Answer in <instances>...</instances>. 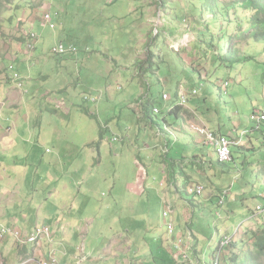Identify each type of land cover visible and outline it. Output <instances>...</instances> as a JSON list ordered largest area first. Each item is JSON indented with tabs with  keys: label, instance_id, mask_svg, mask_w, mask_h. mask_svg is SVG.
<instances>
[{
	"label": "rangeland",
	"instance_id": "obj_1",
	"mask_svg": "<svg viewBox=\"0 0 264 264\" xmlns=\"http://www.w3.org/2000/svg\"><path fill=\"white\" fill-rule=\"evenodd\" d=\"M70 2L71 5L64 12L57 11L59 9L56 7L53 10L59 14L55 21L58 27L60 25L57 31L61 33L62 41L77 44L78 52L74 57L67 58L65 69L62 71H59V67L63 66L57 64L53 70L46 69L48 76L45 78L38 77L37 70L33 72L38 89L42 92L55 90L51 95L53 105L45 108L44 118L62 122L46 143L55 149L56 142H53L55 136L69 131L70 142L78 144L83 154L85 156L88 154V157L90 144L88 146L83 144L85 142L96 144L93 149L97 164L94 166L91 161V165L94 167L93 170H97L101 175L106 173L108 177L92 188L93 213L98 210L102 216H112L106 208V204L111 203L110 174L113 170H120L121 180L117 189L124 193L130 184L134 195L131 198L129 193H124L123 199L128 201L129 196L133 200L132 206H135L132 207L131 204L128 207L114 206L111 212L121 211L123 220L119 225L130 231L128 235L132 237L133 243L138 242L140 245V253L130 254L129 261L154 264L157 259L149 262L151 258L145 256L143 249H149L151 237L160 235L165 230L159 224V220H163L161 217L163 204L158 201L155 190L145 189V193H142L145 182H150L151 187L159 185L164 175L159 170L165 165L169 179L163 180L166 185L160 186L161 188L167 189L169 183L172 189H175L179 182L178 189L183 200L186 199L189 203L204 201V196L191 195L188 191L191 182L187 179L177 180L175 184L181 170L185 169L191 173L192 161H195L193 159L196 155L206 162L209 158L207 155L214 152L211 146L204 143L205 137L191 127V121L201 125V120H196L197 115H200L214 132H219V129L226 132L231 128L249 132L253 127L248 120L250 113L264 110V79L261 77L264 72V57L260 56L263 45L249 38L236 37L235 32L238 28L233 29L231 20L241 22L245 17L244 10L237 4L231 5L229 21L220 17L226 33H231L226 39L225 48L229 47L231 52L251 56L252 59L251 62L230 69L225 68V65H213L207 44L203 45L202 51L195 46L201 47L202 42L198 41L200 37L214 46H218L219 43L216 38L212 40L211 35L198 32L203 30L202 21L212 20L207 11L208 17L205 14L198 20L194 17V10L201 5L202 0H70ZM262 2L264 3V0ZM48 3H51V0H0V79L5 80L6 76L2 73H7L11 63L15 66L20 65V71L23 73V63L19 58L23 52V41L28 40L26 21L23 19L25 10L36 11V14L42 12L43 16L45 12L51 11L44 7ZM67 3L68 1H65L66 6ZM145 22H148L146 42L142 40L139 29ZM41 23V26L49 28L43 19ZM221 34L222 32L217 36ZM149 49L154 54L153 59H148ZM222 52H225V49ZM201 53L202 57L199 58ZM43 56L51 62L55 60L47 51H44ZM225 81L229 82L226 89L223 85ZM21 83L23 88L24 80H21ZM182 86L201 90L198 95L190 97L189 107H182L177 111L178 119L182 120L174 121V114L166 112L167 108L178 101V88L181 89ZM110 88L112 89L105 93L102 101L93 102L95 95L101 94L99 89L108 91ZM164 92L170 95V101L163 100ZM86 96L91 97L86 99ZM156 105L162 109V113L153 115L160 126L152 123L148 116L149 113L152 115V109ZM163 117H166V122ZM167 127L169 130H177L174 131L177 140L170 149L168 160L164 159L163 154L157 153H162V149L157 146L150 149L156 152L154 158L135 156L138 152L135 145L144 144L141 138L147 132L151 133L147 140L151 146L164 144V135H167L170 141L174 139H171L172 133L165 129ZM101 128L104 130L103 133ZM255 133L260 137L258 143L263 142L264 146L262 135L257 131ZM115 136L122 139L115 141L113 140ZM114 148L122 149V154L118 149L119 158L116 153L110 156V149L113 151ZM230 151L233 161L218 165L216 155L210 161H213V170L225 172L221 174L226 177L223 180L220 178L221 185L231 188L234 192L237 186L244 188L245 194L236 192L234 196H238L237 203L243 204L246 214H250L256 211L258 205L264 207V184L256 171V165L264 162V147H259L255 154L241 153L234 147H231ZM61 152L66 155L64 149ZM74 157L76 160L77 156ZM125 157L127 159L123 160ZM78 158L79 160L83 158L82 153ZM118 162L121 166L116 169ZM198 164L196 163V169L202 171L206 163ZM154 177H157V181ZM223 209L218 206L216 198L205 208V213H196L197 217L203 218L204 232L207 236L204 264H215L211 260L207 243L213 236L218 237L217 230H224L226 220L220 218L221 216L217 217V212ZM103 225L96 222L91 235L87 238V248L93 247L95 253L108 241L101 238V233L105 231L100 229ZM98 227L100 228L97 229ZM151 228L154 231L149 233ZM104 234L107 235L106 231ZM121 244L123 254L126 255L129 245L125 244V241ZM18 247L21 249L20 245ZM196 255L193 254L191 257L196 258Z\"/></svg>",
	"mask_w": 264,
	"mask_h": 264
},
{
	"label": "crops",
	"instance_id": "obj_2",
	"mask_svg": "<svg viewBox=\"0 0 264 264\" xmlns=\"http://www.w3.org/2000/svg\"><path fill=\"white\" fill-rule=\"evenodd\" d=\"M65 1H68L67 6ZM70 5V0H51V3H48V5L45 4L44 7H48L51 12H55L54 14H57L56 19L59 14L53 8L56 7L59 9L57 11L64 12ZM135 10L136 8L133 12ZM35 12H30L26 9L25 17H23L26 21V33H29L33 29L40 36L36 49L31 52L26 49V41H23V52H21L19 58V61L23 63V73L20 71V65L17 66L22 80H24L23 88H18L12 81H7L11 79L9 69L7 73H2L6 76L4 77L5 80L0 79V225L19 227L25 233L31 232L37 226L48 225L52 229V239L42 241L39 245H22L20 249L18 244L15 245L13 238L7 237L0 243V260H3L4 263L6 262L5 264H36V262H24L27 259L49 257L52 253L62 264H125V260L126 264H140V262L137 263V260L129 261L130 259L128 258L132 253H140V245H138V242L136 244L133 243L132 237L128 235L130 231L126 230L123 225H119L123 220L121 211L111 212L114 206L128 207L130 204L132 206L133 200L131 198L134 194L132 188L129 187L130 184L127 190H124V193L131 195V198L127 196L128 201H124V193L117 189L121 180L120 170H113L112 174H110V177L112 176L110 185L111 203H107L106 208L112 216H102L98 210H95L93 213V209H91L92 188L97 183H102L104 178L106 179L108 177L106 173L101 175L97 170H93L94 167L91 165V161L94 163V166L97 164L93 149L96 147V144L88 142L83 144V146L90 144V157H88V154L85 156L78 144L70 142L69 131H67L66 134L62 132L55 136L53 139V142H56L55 149L47 146L46 140L55 134L53 131H56L55 129L62 122L44 118L45 108L53 105L51 95L55 90H46L43 93L42 90L38 89V82L34 78L33 72L37 70L38 77L45 78L48 76L46 69L53 70L57 64L63 66V68L59 67V71H62L65 69L64 65L66 64L67 58L74 57L75 53L65 55H54L51 53V48L56 43H65V41H62L61 33L57 31V29H60V25L55 29L41 26L40 23L43 19L42 12L40 14H36ZM147 23L145 22L144 25L139 26L140 36L144 42L148 38ZM68 44L77 46L73 42H68ZM44 51L54 56L55 60L51 62L47 57L44 58ZM147 73L148 71L145 73L146 77ZM111 89L108 91L99 89L102 95L99 101H102L105 93H108ZM178 90L180 91L179 88ZM58 91L60 92L61 90ZM190 109L194 110L192 108ZM259 111L264 112V110ZM168 112L171 111L167 110L166 113ZM173 116L175 117L174 121L182 120L178 119L177 114ZM197 117L196 120L200 119L202 122L201 125L207 126L200 115H197ZM163 120L166 122V117H163ZM151 122L157 123L160 126L157 118L155 119L153 117V121ZM191 123L193 122L191 121ZM196 124L200 125L197 122ZM50 128L52 129L50 130ZM260 130L255 129L253 126L249 132L231 128V130H227L226 132H222L219 129L217 133L229 137L232 136L233 139L239 138V144L233 147L238 148L241 153L252 152L255 154L259 147H264L263 142L258 143L260 137L255 133L256 131L257 133L259 132L262 135L261 138H264V125L261 126ZM103 131L101 128V133ZM171 131L173 132V136L170 135L171 139H174L169 141L170 149L174 147L175 141L177 140V135L174 132L177 130L171 129ZM241 134L242 136L239 137ZM150 135L151 133L149 134V132L145 133L144 137L141 138L144 140V144L135 145L138 151L135 153L136 157L154 158L156 152L150 150L151 147L154 148L157 146L162 149L163 143L151 146L147 142ZM234 135L236 136L233 137ZM63 149L66 155L62 154L61 151ZM74 149L76 151H72ZM118 149L122 154V149ZM118 149L114 148L113 151L110 149V156L116 153L119 158L120 153ZM169 152L167 154L163 151L162 153H157L160 155L163 154L164 159L168 160ZM81 153L83 158L79 160L78 155ZM74 156H77L76 160ZM214 156L215 151L211 155H207V158L209 157L210 159L208 158L209 160L207 159L205 162L202 157L196 155L193 159L195 161H192L191 173L183 169L175 180V184L177 180L187 179L191 183L203 185L205 188L203 202L193 201L189 203L188 200H183L182 194L179 193L180 189H178L180 187L179 182H177L175 189H172L169 183L167 189L161 188L166 183L161 186L160 182L166 178L169 179V175L165 171V165L161 166V170H159V172L162 171L164 174L159 185L157 184L151 187L150 182H145L146 185L142 193H145L147 189L155 190L158 201L163 204L161 217H163V210L167 206H170L172 208L171 219L175 224V232L173 235H170L166 229V219L163 217L162 221L161 219L159 220V224L165 230L160 235L151 237L152 241L149 243V249L147 247L146 250L143 249L145 256L151 258L149 262L157 259L154 264H204L203 260L206 250L204 246L207 241V236H205L204 232L205 225L202 222L203 218L200 216L197 217V214L205 213V208L208 207L210 202H214L216 198L218 200V206L224 208L222 211L217 212V217L221 216L220 218L225 219L228 224L225 223L224 230H217V238L213 236L207 243L212 262L215 263L216 257L220 253L222 259L224 257L227 258L229 254L227 248L223 250V241L226 237H230L236 242L248 230H257L264 225V207L258 205L256 211L246 214L243 209V204L237 203L236 197L238 196H234V194L236 192L245 194L243 187L237 186L234 192L231 188H226L220 184V180L226 178L221 176L225 172L213 170V161L210 160H213ZM102 159L103 157L101 156ZM124 159H127V157ZM231 161H233V158ZM200 162L203 165L206 163L202 171L196 169V163L200 164ZM217 164L224 165L225 163L221 164L217 161ZM263 164L264 162H259L256 165V171L264 184ZM69 165L71 166L67 167ZM120 166V162H118L116 169ZM95 171L97 172L94 173ZM156 179L157 177H154L155 181H157ZM225 192L224 204H221V199L224 197ZM258 207H261L262 210L258 211ZM96 222L104 224L101 228L98 227L97 229H105L107 235L105 236V231H103L101 238L108 240L102 248L103 252L100 249L97 253H95L93 247L87 248V238L91 235ZM151 231H154L153 228L149 230V233ZM176 235L183 237L186 244L189 245V261L181 262L175 259L172 239ZM139 238L140 236H138V240ZM124 241L125 244L129 245L126 255L123 254V245L121 244ZM196 251L198 252L197 255ZM193 254L197 257H191Z\"/></svg>",
	"mask_w": 264,
	"mask_h": 264
},
{
	"label": "built area",
	"instance_id": "obj_3",
	"mask_svg": "<svg viewBox=\"0 0 264 264\" xmlns=\"http://www.w3.org/2000/svg\"><path fill=\"white\" fill-rule=\"evenodd\" d=\"M57 14H53L51 11H47L43 14L42 18L46 25L50 29H55L57 27V23L55 22V17ZM39 35L34 31H30L28 33V40L26 42V49L31 52L34 51L37 43L39 41ZM78 48L74 44H67L64 42H58L56 43L52 48H51V53L54 55H65L69 53H77ZM10 73H11V79L12 81L18 86L22 87V77L20 72L17 69V66H15L14 63H11L8 67ZM225 89L229 86V82L225 81L223 83ZM200 89H197L196 87H189L186 88L182 86V88L179 91L178 95V101L175 104H172L168 110L172 111L176 106H182V107H187L189 105V100L190 97L198 95L200 92ZM101 94L96 96L95 95V100L93 102H99L101 99ZM91 96H86V99H90ZM164 101H170V95L167 92L163 93L162 96ZM153 114H159L162 113V109L158 106H155L152 109ZM248 120L251 122V124L254 126L255 129L260 130L261 126L264 125V112L261 111H254L249 115ZM191 127L195 129L198 133L203 135L205 137L204 143L208 146H211L212 149L215 151V155L217 156V161L221 164L223 163H228L231 161V147L234 145L239 144V138L233 139L232 137L226 136V135H221L218 134L217 132H214L211 130V128L204 126V125H199L195 123H191ZM169 130V128H165ZM171 133H173L171 130H169ZM173 135V134H172ZM239 135V137H241ZM164 140L165 143L162 145V151L167 154L170 149V144H169V138L167 135H164ZM122 139L120 136H115L113 140L117 141ZM165 184L164 181L160 182V185L163 186ZM191 195H197V196H203L205 192V188L201 184H195L191 183L189 185V190H188ZM222 199H221V204H224V200L226 197V192L224 193ZM258 211H261L262 208L258 207ZM171 214H172V208L170 206H167L163 210V217L166 219V229L167 232L170 235H173L175 232V224L173 220L171 219ZM51 233L52 229L48 225H42V226H37L32 230L31 232H23L22 229L19 227L15 226H7V225H1L0 226V243L5 240L7 237H11L15 240V242L22 246L26 244H34V245H39L41 244L42 241L45 240H51ZM234 243L233 239L230 237H226L223 241V250L225 248H228ZM172 246L173 250L175 253V259L177 261L181 262H186L190 260V253H189V245L186 244L185 239L181 236H175L172 239ZM28 262H36V264H62L57 257L54 254H50L49 257H43V258H38V259H27L24 263ZM222 263V256L221 253L217 255L215 264H221ZM0 264H5L3 261L0 260Z\"/></svg>",
	"mask_w": 264,
	"mask_h": 264
},
{
	"label": "trees",
	"instance_id": "obj_4",
	"mask_svg": "<svg viewBox=\"0 0 264 264\" xmlns=\"http://www.w3.org/2000/svg\"><path fill=\"white\" fill-rule=\"evenodd\" d=\"M233 4H237L245 12V14L242 13L245 17L241 22H235L234 19L231 20L233 29L238 28V31L235 32L236 37L240 39L249 38L254 42L261 43L263 47L260 49L262 54L260 56L264 57V3L262 0H202L201 5L198 6L199 8L197 7L196 11L194 10L196 20L205 15L212 17V20L207 19L206 21H202L203 30H198V32L204 35H211L212 40L216 38L219 42L218 46H214L208 44L205 38L201 40L202 37H200L198 41L202 42L201 47L195 46L202 51L203 45L207 44L209 46L210 58L213 59V65H225V68L230 69H234L237 65H242V63L251 62L252 59L251 56L231 52L229 47L225 48L226 39L230 37L231 33H226L220 17L228 20V16L232 12L230 8ZM206 11L209 12L208 15ZM220 32L222 34L217 36ZM224 49L225 52H222ZM148 51V59H153V52L150 49ZM201 57L202 53L199 58ZM194 70L197 69L194 68ZM261 77L264 79V72ZM181 108L182 106H176L171 112L177 114V111H180ZM151 113L152 115L149 113L148 116L153 121V115L155 114ZM243 236L227 248L229 254L227 258L224 257L222 259L221 264H264V225L257 230H248Z\"/></svg>",
	"mask_w": 264,
	"mask_h": 264
},
{
	"label": "bare ground",
	"instance_id": "obj_5",
	"mask_svg": "<svg viewBox=\"0 0 264 264\" xmlns=\"http://www.w3.org/2000/svg\"><path fill=\"white\" fill-rule=\"evenodd\" d=\"M33 30V29H32ZM36 31V30H35ZM37 32V31H36ZM36 49V48H35Z\"/></svg>",
	"mask_w": 264,
	"mask_h": 264
}]
</instances>
